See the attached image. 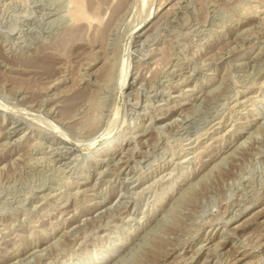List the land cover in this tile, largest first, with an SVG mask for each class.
<instances>
[{
	"label": "rangeland",
	"instance_id": "1",
	"mask_svg": "<svg viewBox=\"0 0 264 264\" xmlns=\"http://www.w3.org/2000/svg\"><path fill=\"white\" fill-rule=\"evenodd\" d=\"M140 3L0 0V264H264V0Z\"/></svg>",
	"mask_w": 264,
	"mask_h": 264
},
{
	"label": "bare ground",
	"instance_id": "2",
	"mask_svg": "<svg viewBox=\"0 0 264 264\" xmlns=\"http://www.w3.org/2000/svg\"><path fill=\"white\" fill-rule=\"evenodd\" d=\"M72 2L74 3V8H75V10H74V17L75 18H81V19H86V20H88V19H90V17H89V15L84 11V0H72ZM144 2H146V0H141V3L143 4ZM140 3V4H141ZM147 10V9H146ZM154 11V10H153ZM146 13V12H145ZM145 15V14H144ZM173 19V18H172ZM135 30H136V27L134 28ZM130 32H131V30H130ZM135 32V31H134ZM137 32V31H136ZM131 34V33H130ZM132 37V36H131ZM130 38V37H129ZM132 40V39H131ZM128 43V42H127ZM131 43V42H130ZM137 44V43H136ZM129 45V44H128ZM127 46V45H126ZM125 46V47H126ZM129 46H131V45H129ZM128 47V46H127ZM138 47V46H137ZM136 47V48H137ZM129 50V49H128ZM132 50V49H131ZM126 52V51H125ZM128 52H130V51H127V54H128ZM136 53V52H135ZM130 54H132V53H130ZM128 56V55H127ZM130 56V55H129ZM128 56V57H129ZM127 59V58H126ZM128 60V59H127ZM130 60V59H129ZM127 62V61H126ZM129 64V63H128ZM126 65H127V63H126ZM127 67V66H126ZM122 69V68H121ZM124 70V69H123ZM122 71V70H121ZM128 73H129V71H128V68L126 69L125 68V71H122V75H121V83L120 84H118V85H121V87H120V89L121 88H123L124 89V85L126 84V82H127V77H128ZM132 80V79H131ZM118 81H120V80H118ZM130 82V81H129ZM130 84V83H129ZM126 86V85H125ZM118 88H119V86H118ZM117 88V89H118ZM128 88V87H127ZM116 89V91L117 92H120V94H121V91H120V89H118L117 90ZM151 89V88H150ZM123 91V90H122ZM114 93V92H113ZM124 93V92H123ZM125 93H126V91H125ZM117 94V93H116ZM127 94V93H126ZM124 95V96H127V95ZM123 95V94H122ZM117 96V95H116ZM122 97V96H121ZM124 98V97H123ZM126 98V97H125ZM124 100V99H123ZM128 102V101H127ZM6 104V103H5ZM58 104V103H57ZM12 110V109H11ZM11 112H13V111H11ZM18 114H20V113H18ZM47 114V113H46ZM14 118H15V116H17L16 114H15V112L13 113V114H11ZM181 115V114H180ZM21 115H18L17 117H19L21 120L22 119H24V120H26L25 118V115H23V117L21 118L20 117ZM26 116H27V114H26ZM29 117H31V116H29ZM43 117V116H42ZM35 118V117H34ZM16 119V118H15ZM18 119V118H17ZM17 119L15 120V121H17ZM19 119V120H20ZM30 119V118H29ZM29 119H28V121H29ZM48 119H50V118H48ZM52 119V118H51ZM32 121V120H31ZM31 121H29V122H31ZM35 121V120H34ZM48 121V120H47ZM18 122V121H17ZM25 122V121H24ZM36 122V121H35ZM27 123V122H26ZM48 123H50V122H48ZM24 124V123H23ZM54 124V123H53ZM110 124H112V123H110ZM49 125V124H48ZM13 126V125H12ZM43 126V125H42ZM50 126H51V124H50ZM45 128V127H44ZM55 128V127H54ZM57 129V128H56ZM59 129V128H58ZM50 130V129H49ZM61 130V129H60ZM39 131V130H38ZM76 131V130H75ZM74 131V132H75ZM101 132V131H100ZM103 132V131H102ZM51 133V132H50ZM66 133V132H65ZM68 133H70V132H68ZM94 133H96V132H94ZM93 133V134H94ZM71 134V133H70ZM92 134V135H93ZM106 134V133H105ZM67 135V134H66ZM118 135V134H117ZM51 136H52V138H56L57 139V141H58V144H60V145H63V146H65L66 147V142L65 141H67L68 139H65V137H63V136H58V132L57 131H55V129L54 130H52V133H51ZM90 137H91V135H90ZM93 137V136H92ZM117 136L116 135H109V136H107V137H105V139H104V142H102L101 144H99L98 146H95V147H93V151H92V154L90 155V156H98V155H101V154H105V153H107V152H109L110 150H111V148L113 147V146H115L116 145V143L118 142L116 139L118 138H116ZM72 138V137H71ZM73 138H74V136H73ZM100 138V137H99ZM97 139V138H96ZM70 140V139H69ZM88 141V140H87ZM86 143V142H85ZM90 143V142H89ZM85 145V144H84ZM83 145V146H84ZM91 145V144H90ZM48 147V146H47ZM67 149H69V150H71V148L70 147H66ZM130 150V149H129ZM52 151V150H51ZM227 153V152H226ZM50 156V155H49ZM72 158V157H71ZM56 168V167H55ZM48 172V171H47ZM139 174V173H138ZM202 176V175H201ZM203 178V177H202ZM84 181V180H83ZM182 181V180H181ZM180 182V181H179ZM33 188V187H32ZM185 189V188H184ZM27 193V192H26ZM98 201V200H97ZM121 201V200H120ZM100 220V219H99ZM114 223V222H113ZM225 240V239H224ZM219 241V240H218ZM221 241V240H220ZM135 243V242H134ZM65 245V244H64ZM74 246V245H73ZM36 251V250H35ZM200 251V250H199ZM41 253V252H40ZM16 254V253H15ZM191 257V256H190ZM232 262V261H231Z\"/></svg>",
	"mask_w": 264,
	"mask_h": 264
}]
</instances>
